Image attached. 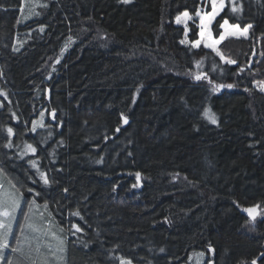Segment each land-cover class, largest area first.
I'll use <instances>...</instances> for the list:
<instances>
[{
    "label": "trees",
    "instance_id": "16d2710c",
    "mask_svg": "<svg viewBox=\"0 0 264 264\" xmlns=\"http://www.w3.org/2000/svg\"><path fill=\"white\" fill-rule=\"evenodd\" d=\"M22 3L0 0V173L47 209L65 264H264V214L244 211L264 213V0H226L210 28L252 25L219 49L235 65L181 43L200 0H43L18 25Z\"/></svg>",
    "mask_w": 264,
    "mask_h": 264
},
{
    "label": "rangeland",
    "instance_id": "374dc122",
    "mask_svg": "<svg viewBox=\"0 0 264 264\" xmlns=\"http://www.w3.org/2000/svg\"><path fill=\"white\" fill-rule=\"evenodd\" d=\"M200 1L203 5L200 10L201 14L211 12L212 8L210 0ZM42 6L43 0H23L18 25H23L35 20L38 17V10ZM223 9L219 12L216 18L221 14ZM195 21L197 22L198 40H201L200 45L195 48L192 47V44H189L187 40V36L189 35L188 25L192 22V19L186 21L182 20L179 24L176 22V25L182 27L184 30L187 28V32L185 31L186 39L184 40L186 42L183 44L188 45L195 50L199 47H203L205 50L216 55L211 48L204 47V43L208 41L203 40L200 36V19L198 16H196ZM211 26L212 25H210V28ZM221 32H225V29L221 28ZM249 39V30L246 35H227L224 40L216 45V47L219 51V49L228 41L243 42L248 41ZM24 41H26V39ZM256 89L264 94V91L260 90V85H257ZM3 180V176L0 173V196L5 197L6 199H9L10 196H15L20 200V207L14 213L15 218L11 222L12 235L9 236L10 246L6 250L7 259H12L13 256H17L26 264H31V261L40 264L41 260H46L47 264H65L67 240L60 232L58 226L49 222L50 215L47 209L38 207L32 202L29 204L28 208H25L24 211H22L20 196H18L16 191L13 190V187L9 186V184L5 183V180ZM25 215L28 217L27 220L25 219ZM34 228L39 229V231H34ZM18 238L21 240L22 252L12 253L11 248L17 246ZM61 248L63 251H61ZM37 249H39V251H37ZM7 259L0 261V264H7ZM187 264H206V258L204 255L195 254L189 259Z\"/></svg>",
    "mask_w": 264,
    "mask_h": 264
},
{
    "label": "snow or ice",
    "instance_id": "6c2138e0",
    "mask_svg": "<svg viewBox=\"0 0 264 264\" xmlns=\"http://www.w3.org/2000/svg\"><path fill=\"white\" fill-rule=\"evenodd\" d=\"M123 3L127 4L130 2V0H122ZM211 2V12H205L201 14L199 10L196 12V16L199 17L200 19V36L203 40H207L208 42L204 43V47L206 48H211L213 52L216 53V55L220 56V59L222 61H225L227 64H235L236 61L227 59L225 60V57L218 51L216 45H218L222 40L225 39L227 35H246L248 30L252 27V25H247L243 28V30L240 29L239 25H229L228 21L225 20L223 24L220 25L222 29H225V32L220 34L219 39H212V32L210 29V25H212L213 21L215 20L216 16L219 14V12L225 7V0H210ZM233 12H238L239 9L236 6L232 7ZM192 17L189 15L187 11H184L182 14L178 15L176 17V22L179 24L182 22V20H190ZM185 31L187 32V28H185ZM186 41H181V43H185ZM201 43V40H197L192 44V47H198ZM199 63L197 62V66L199 67ZM243 71V69H241ZM204 77V74H198L194 76V79L199 81ZM211 83V81H210ZM233 88V84H220V85H214L213 86V91H219L221 88ZM247 90V89H246ZM260 90L264 91V82H261L260 84ZM0 95H5L3 92H0ZM5 98H7L5 96ZM43 115V113L41 114ZM55 116V113L53 112V117ZM204 116L211 121V123L216 124L217 119L214 114L210 112L209 109L205 108L204 110ZM13 118L15 119V115H13ZM122 120L124 124L128 123V119L122 115ZM43 126V125H41ZM36 128V122H33V131H35ZM120 129L117 128V131ZM7 132L9 137L13 135V129L11 127L7 128ZM4 147L11 148L12 144L9 142L4 145ZM26 148L35 153L36 149L32 145H26ZM98 163L100 161H97ZM32 166L36 167L35 162H32ZM137 181L138 183L136 185H133V187L139 186V179H140V173H136ZM40 178L43 181L45 185H48L50 183L48 177L46 176L45 173L41 172L40 173ZM29 192H31V189H28ZM67 191V189H65ZM113 191H115V187L113 188ZM37 195H39L37 193ZM34 203V202H33ZM20 207V200L16 198L15 196H10L9 199H6L3 196H0V261H4L7 259L6 255V250L9 248V236L12 235V227H11V222L15 218L14 213L16 210ZM45 207H47V204H45ZM260 208V205H254L252 207L245 208L244 211L248 214L249 220L247 221L248 224H254L257 215H261L264 213H258L257 209ZM72 215L79 216V212H74ZM27 215H25V219L27 220ZM72 227L77 231H81L77 225L73 224ZM34 231H39V229L34 228ZM254 230V229H253ZM23 231V229H22ZM62 243V242H61ZM39 251V249H37ZM61 251L63 249L61 248ZM161 252H164V249H160ZM214 251L211 245H209V252ZM12 253H20L22 252V247H21V240L18 238L17 239V246L11 248ZM200 255H203L201 253ZM262 257H264V254H262ZM120 259V264H131V261L126 260L122 257ZM259 259V258H258ZM7 264H15V262L12 259H7ZM31 264H36L35 261H31ZM40 264H47L46 260H41ZM207 264H212V261L209 260ZM251 264H257V259H253Z\"/></svg>",
    "mask_w": 264,
    "mask_h": 264
},
{
    "label": "water",
    "instance_id": "95a60500",
    "mask_svg": "<svg viewBox=\"0 0 264 264\" xmlns=\"http://www.w3.org/2000/svg\"><path fill=\"white\" fill-rule=\"evenodd\" d=\"M257 212H258V210H257ZM258 213H259V212H258ZM258 216H259V215H257V217H258ZM257 217H256V218H257Z\"/></svg>",
    "mask_w": 264,
    "mask_h": 264
}]
</instances>
